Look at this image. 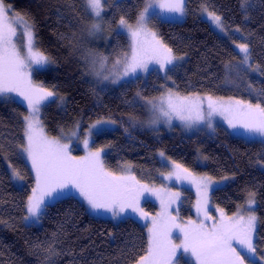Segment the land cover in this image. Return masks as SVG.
Instances as JSON below:
<instances>
[{
	"label": "rangeland",
	"instance_id": "1",
	"mask_svg": "<svg viewBox=\"0 0 264 264\" xmlns=\"http://www.w3.org/2000/svg\"><path fill=\"white\" fill-rule=\"evenodd\" d=\"M112 1L85 0L91 16L88 38L96 48L89 52L87 68L99 95L119 93L138 79L146 84L149 74L155 72L164 80L161 93L152 100L137 99L145 106L144 117L138 116L140 102L127 105V116L157 145L165 138L174 143L195 137L216 139L220 130L231 139L264 144L262 75L251 61L248 45L232 41L239 58L227 67L225 85L254 101L235 96L182 94L171 74L186 58L175 57L163 44L152 19L183 21L187 0H149L135 23L120 20L114 25L109 15ZM250 3L245 0V12ZM198 13L216 33L230 40L221 16L206 7ZM20 21L18 27L17 15L0 0V98L20 103L27 110L22 154L35 184L27 201L26 225H40L46 206L71 194L95 217L116 223L133 218L147 227L149 248L137 264H264V250L257 253L255 249L257 200L250 196L233 216L213 206L212 192L228 184L230 177L215 179L207 172L190 170L172 161L161 145L157 155L166 168L158 175L159 182L140 180L130 164L118 171L108 169L104 162L108 149H96L93 142L104 132L127 128L119 117L94 119L79 134L72 129L59 135L49 133L43 121L45 107L55 100L64 106L66 100L31 81L40 66L35 64L37 57L31 51L37 52L32 23L26 18ZM120 35L130 41V55L124 61L125 45L117 40ZM47 59H42L47 65L44 69L52 66ZM218 143L230 153L225 150L224 141ZM199 159V165L205 167L206 157L200 153ZM6 165L14 184L23 187L25 179L8 160ZM260 167L264 171V165ZM186 191L195 196L190 213L184 210L188 202Z\"/></svg>",
	"mask_w": 264,
	"mask_h": 264
},
{
	"label": "trees",
	"instance_id": "2",
	"mask_svg": "<svg viewBox=\"0 0 264 264\" xmlns=\"http://www.w3.org/2000/svg\"><path fill=\"white\" fill-rule=\"evenodd\" d=\"M1 1L17 15L18 27L22 18L32 23L37 52L30 50L40 67L33 79L31 75V81L66 100L64 106L55 100L45 107L43 121L49 133L59 135L72 129L79 134L94 119L119 117L127 128L104 132L93 142L96 149H108L104 157L108 169L118 171L130 164L140 180L159 182L158 175L166 168L157 155L161 145L172 161L190 170L207 172L215 179L230 177L228 184L212 192L213 206L233 216L253 196L257 200L254 212L258 219L255 249L257 253L264 250V171L260 170L264 165L263 143L231 139L220 130L216 139L195 137L174 143L165 138L157 145L127 116V105L140 102L138 116L142 117L145 106L137 99L156 98L164 80L151 72L146 84L138 79L119 93H97L87 68L89 52L96 48L88 38L91 16L85 0ZM244 2L187 0L183 21L152 19L163 44L175 57L186 58L171 74L178 92L253 100L225 85L227 67L239 58L232 41L249 46L251 61L260 68L264 89V0H251L247 12ZM148 3L149 0H113L109 9L112 24L120 20L135 23ZM204 7L223 18L230 40L221 37L199 16ZM117 40L125 45L124 61L130 55V41L124 35ZM99 57L97 53L98 61ZM47 58L52 66L44 69L47 65L42 59ZM26 114L22 104L0 98V264H137L149 248L147 227L133 218L116 223L95 217L74 195L46 206L40 225L24 223L27 201L35 184L22 154ZM219 141H224L229 154L218 145ZM200 153L207 159L205 167L199 165ZM6 160L25 179L23 187L14 184ZM186 193L188 202L184 210L190 213L195 196L190 191Z\"/></svg>",
	"mask_w": 264,
	"mask_h": 264
},
{
	"label": "water",
	"instance_id": "3",
	"mask_svg": "<svg viewBox=\"0 0 264 264\" xmlns=\"http://www.w3.org/2000/svg\"><path fill=\"white\" fill-rule=\"evenodd\" d=\"M225 150L229 153V149L225 147Z\"/></svg>",
	"mask_w": 264,
	"mask_h": 264
}]
</instances>
